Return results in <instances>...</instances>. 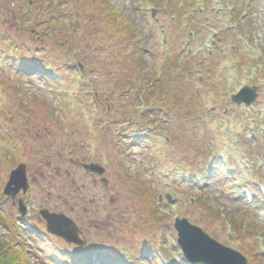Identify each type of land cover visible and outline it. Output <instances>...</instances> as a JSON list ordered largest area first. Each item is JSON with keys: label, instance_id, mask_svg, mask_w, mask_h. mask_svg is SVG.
Listing matches in <instances>:
<instances>
[{"label": "rangeland", "instance_id": "374dc122", "mask_svg": "<svg viewBox=\"0 0 264 264\" xmlns=\"http://www.w3.org/2000/svg\"><path fill=\"white\" fill-rule=\"evenodd\" d=\"M34 1V11L29 18L23 17L22 20L21 16L27 8L26 1L0 0V195L6 187L10 171L23 160L29 170L30 189L26 197L32 214H37L42 205L75 217L84 216L82 205L76 206L71 202L69 191H59L60 184L70 179L54 170L57 166L67 169L66 161L59 158L57 153L61 150L67 156V144L79 146L81 142L91 146L95 153L100 148L109 151L106 146L109 141L111 147L115 148L110 160L113 196L120 208L130 209L127 214L121 209L120 215L124 219L115 215L109 225L111 236H108L110 233H99L93 229L85 231L84 240L87 243L121 237L134 247L148 250L143 244L144 240L149 239L144 235H149L158 243V259L143 257L140 263L163 264L159 256L169 260L170 256L176 255L171 248H174L172 242L177 239L173 225L175 214H178L180 218H186L200 227L205 224V231L212 238L218 237L221 243L224 241L227 243L225 245L252 257V264H259L255 254H259L262 247L256 236L244 232L230 235L224 223L208 218L203 208L192 204L196 187L178 174L184 171L186 175L187 170L195 168V165L191 167L196 159L194 157L204 155L208 146H215L225 159L221 164L220 161L215 163L202 191L208 193V200L220 206L224 212L232 215L238 212L237 215L247 219L246 222L252 227L261 229L264 200L256 192L255 182L247 187L255 192V202L251 205L245 197L236 199L226 195L239 190H242L241 195L244 194L250 170L247 169L246 147L235 145L224 134L229 131L236 137L237 134L247 137L250 134L248 125L252 121L259 122L258 137L263 141L264 149V120L252 117L247 107L231 102V96L244 84H249L258 87L257 100L260 103L255 105L256 110H264V0H243L248 3L243 11L249 15H242L238 20L232 18L231 23L232 28L237 27L238 36L234 34L235 30L223 33L228 30L227 8L232 6L224 2L229 0H223L221 4H217L218 0H212L209 9L200 15L190 16V11H184L186 15L181 17L183 27L180 28L176 27L181 22L180 18L175 17L180 0H174V11H166L168 2L162 3L164 0H57L64 4L60 12L75 16L72 21L66 18L65 23L51 20V16L54 17L57 12L59 3L56 4V0L52 6L49 5L50 0ZM193 1L197 4L195 6L203 2ZM153 3L159 8L156 9ZM116 10L122 16L120 23ZM191 28L196 29L190 36H183L182 33H189ZM214 31L219 33L218 36H214ZM134 32L140 33L138 40H144V37L148 39L146 55L140 53L141 49L134 53L138 44L129 37H134ZM2 34L8 39L2 40ZM72 44L76 45L77 50L72 49ZM37 49H40V55L36 54ZM197 49L201 50L199 55L196 54ZM208 51L214 52L212 58L208 57ZM187 54L189 59L186 58ZM33 55L48 56L49 65L58 71L57 80H64L50 84L37 74L31 77L24 76L25 73L21 75L19 72L20 69L23 71L21 64L24 62L21 57L31 58ZM168 56L171 58L168 59ZM174 58H177V62ZM78 59L86 66L83 73L72 71L65 65L77 64ZM161 70L164 78L162 84L154 83L155 97L160 95L159 99L162 100L164 95L169 94L173 100L169 111L166 110L168 107L157 105L169 113L167 116L163 114L168 121L162 123L165 129L158 127V131L168 132L173 140L169 143L166 136H159L155 129V134L148 136L151 139L143 140L145 149L130 147L129 141L122 139L118 128H123L127 120L135 116L134 104L138 99L132 90L141 92L139 96H144V106H150L152 90L147 89L151 88V83L155 76L159 77ZM254 70L256 76H253ZM116 82L120 89L115 86ZM94 89L100 92L99 100L95 97ZM109 106L110 111L107 110ZM191 114L196 117L192 119ZM148 119L155 122L158 116ZM15 128L30 134L40 131L41 139L47 143L49 150L35 148L42 144V140L31 135L26 141L28 151L9 155L13 149L9 137ZM87 133L91 137H83ZM126 134H130V131ZM99 136L101 140L94 138ZM238 149L244 152L243 156ZM229 161L238 164V174L234 179L224 181L222 177L227 172ZM151 166L154 171L150 169ZM221 166L223 171L219 173ZM63 170L61 173L64 174ZM167 194L175 201L174 204L166 202L164 197ZM65 200L71 205L64 206ZM0 203H4L2 199ZM1 206L2 212L6 207ZM72 206L77 210L74 211ZM244 206L252 211V214L247 211L246 218L243 214L248 207ZM156 210L158 218L155 213L157 219L152 221L150 212ZM94 216L90 215L91 220ZM261 232L264 234V229ZM5 233L1 225L0 234ZM7 234L5 240L14 243L11 234ZM23 243L32 253L30 258L40 264L34 255V247L37 248L35 241L25 238ZM73 258L78 259L75 253ZM39 259H44L43 254ZM261 264H264V259Z\"/></svg>", "mask_w": 264, "mask_h": 264}, {"label": "flooded vegetation", "instance_id": "af4514ba", "mask_svg": "<svg viewBox=\"0 0 264 264\" xmlns=\"http://www.w3.org/2000/svg\"><path fill=\"white\" fill-rule=\"evenodd\" d=\"M107 110L110 111V108L107 107ZM28 114V113H27ZM24 115H26L24 113ZM100 124L97 125V127ZM108 125V124H107ZM124 126L123 128H125ZM127 128V127H126ZM25 131V129H22ZM11 136L14 139L15 143L13 144V152L15 155H20L22 153V150L24 152L28 151L27 146V138L31 135L35 138H39L42 140V144H39L37 149L47 151L49 150V146L46 142H44V139H41V132H33V134H30V132H22L19 129H12ZM84 136H90L89 133L83 135ZM91 137V136H90ZM96 140H101V136L94 137ZM24 143V145H23ZM21 148V149H19ZM66 148V146H65ZM68 151L66 152L67 156H65L62 151L60 150L57 154L59 158H63V160L66 161V167L63 168L61 166H57L54 170L58 173H60L62 176H67L70 180L66 182H63L60 184L59 191L63 192L69 191V198L71 199V202L74 203V205H82L83 209V215L80 217L72 216V214H69L62 210H50L52 212H62L68 215L69 217L73 218L75 223L79 226V229L82 232L81 238L84 241L85 238V231H94L97 230L99 233L108 234L109 233V225L111 223V203L114 201L112 198L113 195V188L111 185L110 180V173H111V157L113 158L112 154V147L110 142L108 141V149L109 151H104V149L100 148L99 151L96 153L91 150V146H88L87 144L80 143L79 146L77 144L68 143L67 148ZM107 153L108 156H106L105 153ZM16 157V156H15ZM23 157V156H22ZM25 165L26 169V175L28 176L29 170L26 163H24L23 160H20V162L16 165L14 169H16L19 165ZM95 165L96 168H94L95 171H89L87 166ZM12 169V170H14ZM64 171L61 173V171ZM28 179V177H27ZM82 183H81V182ZM30 189V188H29ZM28 189V190H29ZM29 191H27L28 193ZM27 193H23L22 191L19 192L16 196L11 198H6V201L10 206L15 209V212H17V207L20 202V200H24L27 208H28V217H33L36 221L43 223L42 218L39 215V210L41 208H44V206L40 205V208L37 212V214H32L30 209V202H28L27 199ZM64 206L68 207L70 202L68 200L63 201ZM61 207V205H59ZM57 207V208H60ZM73 210L76 211L72 206ZM80 213H78L79 215ZM93 220H91L90 215H94ZM84 221V226L83 225ZM92 225L93 227H90L86 229L85 226L87 224ZM85 229V230H84Z\"/></svg>", "mask_w": 264, "mask_h": 264}, {"label": "trees", "instance_id": "16d2710c", "mask_svg": "<svg viewBox=\"0 0 264 264\" xmlns=\"http://www.w3.org/2000/svg\"><path fill=\"white\" fill-rule=\"evenodd\" d=\"M171 1H174V0H171ZM53 3H55V0H50L49 5L52 6ZM171 3L173 4L174 2H171ZM27 5L30 6V1L27 2ZM61 9H62V5L57 8V14H55L54 17L51 16V20L58 21L59 23H61L63 21L64 16H62V14L60 12ZM28 13L29 14L31 13L30 7H28V9L25 11V13L22 14L21 19L23 20L24 19L23 17H26V15H28ZM116 15H117L116 18L118 19V22L120 23L122 20V16L119 12H117ZM124 30L126 31L125 26H124ZM116 33H117V31H116ZM129 37H130V39L135 40L138 44L136 51L134 53L139 52L138 49H141L142 51L140 53L143 52V54L146 55L148 52L147 49H149L148 48L149 41H147L148 39H146L144 37V40H138L139 37H141L140 33H138V32H136V33L134 32V37L133 36H129ZM1 39L7 40L8 36H1ZM186 58H188V56H186ZM132 59H135V58H132ZM181 59H184V58L181 57ZM193 59H195V58H193ZM29 61H28V63H29ZM175 62H177V58L175 59ZM33 63L35 65H33L31 68L35 72H39L40 69L43 68L44 64L40 63L36 59L33 60ZM143 65H146L145 62H143ZM44 68H45V65H44ZM161 82H163L162 78L153 80V83H151L153 85V87H151V90H152L151 97L156 101V104L158 106H161L162 108L168 107V109H166V108L165 109L169 111L171 106H172L171 102L173 100V97L168 96L169 94L164 95V99H162V100L159 99L160 95H158V98L155 97L156 92L154 91V83H161ZM156 87L159 88V86H156ZM176 93H178V91H176ZM193 95L195 96V94H193ZM177 105L178 104H176V106ZM251 116L259 118L260 113H259V111L256 110L255 112L251 113ZM190 117L193 119L196 116L193 117V115L191 114ZM198 119H199V117H198ZM257 128H258V123L256 124V129ZM255 137L256 136H254V138ZM247 146L250 147L249 149L255 151L256 146H257V142H255V141L249 142V145L247 143ZM207 149H208L207 152H205V154L202 155L204 158V164H205L204 165L205 171L203 173L205 180L207 178H209V175L214 168L213 166L215 165V161L220 157L216 151L215 146L214 147L208 146ZM256 154L257 155H255V160H258L260 157H262L263 150L261 148H259L258 153H256ZM254 164H255V172H256L255 174H257L256 176L260 177L262 180H264V162H263V165L261 168L257 167L256 162H254ZM192 177H193V175H192ZM208 197H209L208 193H205V192H201L198 195L196 194L194 196L196 203L198 204V206L203 208V211H205L204 213L206 214V216L208 218H210L211 220L217 219L218 221H221L226 226H228L231 230H233L236 234H241L242 232L248 233L251 235H256V234L261 235L262 234V236L264 238V234L261 232V229H264L263 227L260 230L256 226L252 227L249 223L246 222L247 219L244 220L243 218L239 217V215H237L238 212L234 215H232L231 213H227V212H221L220 206H216L214 203H211L208 200ZM244 214L247 215V212H245ZM156 215L158 217V211L157 210H156ZM245 215H244V218H246ZM20 237H21V234L16 232L15 237L13 238L14 240L12 241L14 243H11L10 241L8 242L5 240V238H6L5 234L4 235L0 234V264H36L30 258L31 254H30L29 250L25 247L24 243L21 241ZM147 252H149V251L148 250L140 251L139 253H137V257L135 260L133 259V261H129V262L123 263V264H140V260H141L142 256L145 255V253H147ZM86 257L88 258V260H86V259L82 260L81 259L80 260L81 262H79V264H96L94 261L95 260L94 256H92L91 254H88ZM256 259L259 262V264H261L263 262L264 258L261 257L260 259H258V257H256ZM113 261L116 263H120L119 258L113 259Z\"/></svg>", "mask_w": 264, "mask_h": 264}, {"label": "water", "instance_id": "95a60500", "mask_svg": "<svg viewBox=\"0 0 264 264\" xmlns=\"http://www.w3.org/2000/svg\"><path fill=\"white\" fill-rule=\"evenodd\" d=\"M253 93L254 89H245L234 99L239 103L242 101L252 103L254 100ZM247 94L248 96L244 97ZM14 186L15 188H13ZM21 188L26 190L27 183L24 171L19 168L12 173L5 193L14 195ZM42 215L47 221V228L50 233L65 238L69 243H80L72 221L62 215L50 214L48 211H43ZM175 227L179 232V245L189 261L195 264H247V260L240 253L216 243L201 229L189 225L186 220H178Z\"/></svg>", "mask_w": 264, "mask_h": 264}, {"label": "bare ground", "instance_id": "6f19581e", "mask_svg": "<svg viewBox=\"0 0 264 264\" xmlns=\"http://www.w3.org/2000/svg\"><path fill=\"white\" fill-rule=\"evenodd\" d=\"M33 60H34V58L31 59V60L29 61V63H28V61L23 60L24 62L21 64V66H27V65H31V66H33V65H35V64L33 63ZM28 71L30 72V70H28ZM19 73H20L21 75L24 74V72L21 71V69H20V72H19ZM32 75H34V74H32V73L24 74V76H32ZM36 76H39V77H40V75H36ZM38 229H41V228H38Z\"/></svg>", "mask_w": 264, "mask_h": 264}]
</instances>
